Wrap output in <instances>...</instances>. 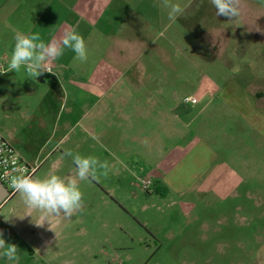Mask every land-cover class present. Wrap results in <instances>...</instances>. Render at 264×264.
Returning a JSON list of instances; mask_svg holds the SVG:
<instances>
[{"label": "rangeland", "instance_id": "1", "mask_svg": "<svg viewBox=\"0 0 264 264\" xmlns=\"http://www.w3.org/2000/svg\"><path fill=\"white\" fill-rule=\"evenodd\" d=\"M205 1L206 19L200 16L194 30H174L193 6L174 23L165 15L163 30L147 32L146 43L132 48L133 56L143 51L141 56L124 67L122 78L143 70L155 46L177 34L167 49L174 61L158 66L169 75L163 86L193 111L181 112L186 127L177 139L157 144L146 165L139 159L133 172L116 176V190L92 193L93 204L78 213L83 222L71 225L94 234L86 240L93 249L101 242L113 245L111 264H264V115L252 110L250 98L264 88V0H242L241 17L231 21ZM219 27L226 29V47L200 46L203 31L216 36ZM143 81L151 86L155 80ZM33 82L21 80L26 90ZM200 89L206 94L198 104L183 101ZM6 105L0 94V125L8 126L13 111ZM153 168L166 173L164 195L138 186ZM77 258L102 264V255L92 258L86 251Z\"/></svg>", "mask_w": 264, "mask_h": 264}, {"label": "crops", "instance_id": "2", "mask_svg": "<svg viewBox=\"0 0 264 264\" xmlns=\"http://www.w3.org/2000/svg\"><path fill=\"white\" fill-rule=\"evenodd\" d=\"M195 1L173 0L186 10L193 6L184 22L174 26L175 32H190L196 22L206 19L207 2L201 0L194 6ZM167 13L160 0L135 3L133 0H0V70H7L17 31L39 32L48 42L62 35L65 29L75 27L88 48L87 62H79L66 49L62 57L50 64L52 73L45 72L36 78L29 77L23 68L18 73L0 74L2 101L13 111L7 114L13 120L8 126L0 125V134L23 161L36 167L31 177L74 175L72 160L64 155L66 149L107 160L110 165L107 177L101 175L97 181L80 182L84 207L89 206L93 204L92 193L101 187L116 190V176L125 170L133 172L132 163L139 159L146 165L153 150L159 149L157 144L177 139L180 127H186L184 122L181 125V112L187 108L181 107L173 89L163 86V79L169 75L158 64L174 61L167 49L179 36L172 35L166 43H159L146 57L143 70L122 78L123 72L143 52L133 56L132 48L146 43L150 30L161 32ZM216 31L215 36L204 30L202 41L198 40L200 46H207V51L211 45L225 48L226 29L219 27ZM153 63L157 66L150 65ZM23 78H32L35 85L26 90L21 83ZM145 78L155 81L147 86ZM26 91L28 100L22 96ZM198 93L190 95L197 99L192 104H198L199 98L206 94L201 89ZM250 96L252 110L262 117L264 88L253 90ZM187 110L189 114L192 109ZM93 136H98L100 142L92 139ZM163 172L153 168L147 176L166 184L161 177L166 176ZM5 186L6 189L0 185V198L4 197L0 201V230L6 244L18 246L19 260L0 257V264H81L77 257L85 251L92 258L102 255V264H111L113 245L98 243V239L99 246L93 249L86 241L93 238V233L70 230L72 224L84 220L78 213L54 222L56 233L47 223L37 227L30 216L15 217H22L26 208L18 192H11ZM103 197L106 200L107 196ZM8 203H12L7 211L9 215L4 211ZM4 216L12 217L6 221Z\"/></svg>", "mask_w": 264, "mask_h": 264}, {"label": "clouds", "instance_id": "3", "mask_svg": "<svg viewBox=\"0 0 264 264\" xmlns=\"http://www.w3.org/2000/svg\"><path fill=\"white\" fill-rule=\"evenodd\" d=\"M209 2L215 8L217 16L227 17L231 21L242 15V0H209ZM160 6L168 10V19L173 23L186 11L173 0H160ZM13 39L14 46L7 70H0V74L12 71L18 73L23 68L29 77L36 78L45 72H51L50 64L62 57L66 49L71 50L75 54L74 58L79 62L85 63L88 60L85 38L75 27L65 29L62 35L48 42L42 39L39 32L17 31ZM92 139L100 142L98 136H93ZM144 143L147 144V140ZM64 155L71 158L74 175L62 177L50 174L44 178L20 176L12 181L13 188L18 192L26 208L22 217H15L23 219L25 216H30L37 227H43L47 223L49 229L55 232L54 222L70 219L83 211L84 199L80 182L97 181L101 175L107 177L110 171L109 162L101 161L95 156L74 153L68 149L64 151ZM4 217L7 221L12 216ZM18 253V246L6 244L3 232L0 230V257L18 262Z\"/></svg>", "mask_w": 264, "mask_h": 264}, {"label": "built area", "instance_id": "4", "mask_svg": "<svg viewBox=\"0 0 264 264\" xmlns=\"http://www.w3.org/2000/svg\"><path fill=\"white\" fill-rule=\"evenodd\" d=\"M183 101L195 103L197 99L186 96ZM35 170L36 167L23 161L10 143L0 134V181L7 185L11 192H14L16 190L12 186V181L20 176H32ZM153 181L151 177H141L138 179V186L142 190L150 191Z\"/></svg>", "mask_w": 264, "mask_h": 264}, {"label": "trees", "instance_id": "5", "mask_svg": "<svg viewBox=\"0 0 264 264\" xmlns=\"http://www.w3.org/2000/svg\"><path fill=\"white\" fill-rule=\"evenodd\" d=\"M162 188H163V185L161 184V182L156 181V180L153 181V184H152V190L153 191H155L161 195H164L166 190L164 188L163 189Z\"/></svg>", "mask_w": 264, "mask_h": 264}, {"label": "water", "instance_id": "6", "mask_svg": "<svg viewBox=\"0 0 264 264\" xmlns=\"http://www.w3.org/2000/svg\"><path fill=\"white\" fill-rule=\"evenodd\" d=\"M0 185H2V186L6 189V186L4 185L3 182L0 181ZM7 192H8V190H7ZM3 198H4V197H1V198H0V201L3 200Z\"/></svg>", "mask_w": 264, "mask_h": 264}]
</instances>
